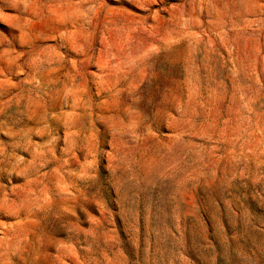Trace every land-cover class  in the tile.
I'll return each mask as SVG.
<instances>
[{"label": "rangeland", "instance_id": "obj_1", "mask_svg": "<svg viewBox=\"0 0 264 264\" xmlns=\"http://www.w3.org/2000/svg\"><path fill=\"white\" fill-rule=\"evenodd\" d=\"M0 264H264V0H0Z\"/></svg>", "mask_w": 264, "mask_h": 264}]
</instances>
